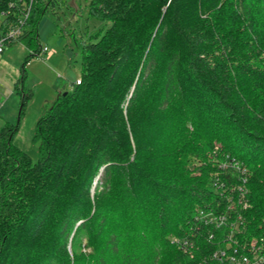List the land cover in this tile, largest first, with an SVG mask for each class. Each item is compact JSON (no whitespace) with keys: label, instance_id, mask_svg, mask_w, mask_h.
<instances>
[{"label":"trees","instance_id":"trees-1","mask_svg":"<svg viewBox=\"0 0 264 264\" xmlns=\"http://www.w3.org/2000/svg\"><path fill=\"white\" fill-rule=\"evenodd\" d=\"M60 1L0 0V36L31 4L6 44L38 53ZM87 20L103 27L37 122L38 159L0 132V264H199L216 247L197 212L240 187L239 238L264 242V0H89Z\"/></svg>","mask_w":264,"mask_h":264},{"label":"rangeland","instance_id":"rangeland-1","mask_svg":"<svg viewBox=\"0 0 264 264\" xmlns=\"http://www.w3.org/2000/svg\"><path fill=\"white\" fill-rule=\"evenodd\" d=\"M88 2L61 0L55 15L42 17L38 24V53L16 42L6 44L0 54V132L7 125L18 126L13 144L34 161L38 159V144L34 141L38 120L61 93L70 91L81 78L80 40L103 27L99 21L87 20ZM40 47L48 51L44 53ZM23 70L25 78L17 90L14 82L22 79ZM22 90L31 94L23 111Z\"/></svg>","mask_w":264,"mask_h":264},{"label":"built area","instance_id":"built-area-1","mask_svg":"<svg viewBox=\"0 0 264 264\" xmlns=\"http://www.w3.org/2000/svg\"><path fill=\"white\" fill-rule=\"evenodd\" d=\"M32 4V1H31ZM31 4L28 7L24 20L29 16ZM24 20L19 22L17 26L9 31L5 36H0V54L4 52V46L7 41L17 38L21 35V26ZM42 52H47V48H43ZM77 83H80L78 80ZM241 195L237 199H231L232 204L228 205L227 209L220 213L217 210H199L197 212V220L204 227H212L214 231H210L208 242L214 243L216 247L209 254H204L200 257L199 264H264V242L263 240L253 239L244 241L239 238L242 234L243 222L241 216L235 210V205H241L247 208L248 203L245 200L246 195L242 191L243 188H238ZM200 237H196V241L185 239L178 242L185 252L189 253L191 258L194 257L193 252L195 247H199Z\"/></svg>","mask_w":264,"mask_h":264},{"label":"crops","instance_id":"crops-1","mask_svg":"<svg viewBox=\"0 0 264 264\" xmlns=\"http://www.w3.org/2000/svg\"><path fill=\"white\" fill-rule=\"evenodd\" d=\"M17 74V73H16ZM16 76V75H15ZM15 78V77H14ZM19 78H17V79H15V82H14V84L16 83V81L18 80Z\"/></svg>","mask_w":264,"mask_h":264},{"label":"water","instance_id":"water-1","mask_svg":"<svg viewBox=\"0 0 264 264\" xmlns=\"http://www.w3.org/2000/svg\"><path fill=\"white\" fill-rule=\"evenodd\" d=\"M64 95H66V93H64Z\"/></svg>","mask_w":264,"mask_h":264}]
</instances>
